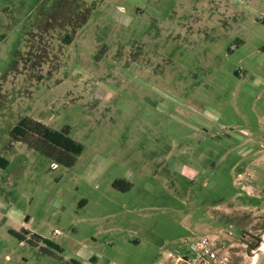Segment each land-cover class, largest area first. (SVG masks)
Segmentation results:
<instances>
[{
  "label": "rangeland",
  "instance_id": "1",
  "mask_svg": "<svg viewBox=\"0 0 264 264\" xmlns=\"http://www.w3.org/2000/svg\"><path fill=\"white\" fill-rule=\"evenodd\" d=\"M24 118L70 127L75 164L14 136ZM0 159V264H74L84 247L97 264H173L203 237L251 264L264 0H0ZM26 216L62 250L14 235Z\"/></svg>",
  "mask_w": 264,
  "mask_h": 264
},
{
  "label": "trees",
  "instance_id": "2",
  "mask_svg": "<svg viewBox=\"0 0 264 264\" xmlns=\"http://www.w3.org/2000/svg\"><path fill=\"white\" fill-rule=\"evenodd\" d=\"M33 133L40 138L39 143L30 142L32 145L42 148L48 153H60L61 159L65 160L68 166H72L76 162V155L83 152L84 146L78 143L70 136V127H66L63 130L52 129L45 123L24 118L14 129L13 135L19 139H24L28 134ZM115 186L122 190H127L130 188V183L125 181L115 182ZM12 233L22 241L25 239L33 243L43 242L48 247L61 251L62 248L56 242L40 237L37 234L31 233L28 229H23L22 232L12 230ZM29 236V237H28ZM260 244L257 243L253 248H257Z\"/></svg>",
  "mask_w": 264,
  "mask_h": 264
},
{
  "label": "built area",
  "instance_id": "3",
  "mask_svg": "<svg viewBox=\"0 0 264 264\" xmlns=\"http://www.w3.org/2000/svg\"><path fill=\"white\" fill-rule=\"evenodd\" d=\"M57 164L53 163V167ZM55 234H60L55 229ZM227 257L223 256L218 247L217 240L211 237H203L190 242L184 252L178 254L173 264H225Z\"/></svg>",
  "mask_w": 264,
  "mask_h": 264
},
{
  "label": "crops",
  "instance_id": "4",
  "mask_svg": "<svg viewBox=\"0 0 264 264\" xmlns=\"http://www.w3.org/2000/svg\"><path fill=\"white\" fill-rule=\"evenodd\" d=\"M1 160L2 159H0V161ZM5 161L6 160H2L1 162H3V164H5L4 163ZM80 204H81L82 207H85L87 205V201L86 200H82V202H80ZM24 218L26 220V221L24 220V222H23V220H19V221L17 220L18 222H13L15 224V227H17V230L18 231L20 230L22 232L23 229L25 228V229H28L31 233H34V234L39 235L40 237H43L41 234H38L34 230H31L30 228H27V226L25 225V223H27V221H29L28 220L29 219V216H26ZM56 229H58V228H56ZM53 234L55 236L62 235V233L55 234L54 232H53ZM43 238H45V237H43ZM140 241H141V239L139 237H136V236L127 239L128 246L129 245H131V246H137V245L140 244ZM57 244H59V243H57ZM110 244H111V242H110ZM60 247L62 248L61 245H60ZM94 253H95V250L92 249V248H89V247H84V248H81L79 250H76L75 251V256H77L79 258L74 262V264H97V262H96V260H97V258H96L97 257V254H94Z\"/></svg>",
  "mask_w": 264,
  "mask_h": 264
},
{
  "label": "bare ground",
  "instance_id": "5",
  "mask_svg": "<svg viewBox=\"0 0 264 264\" xmlns=\"http://www.w3.org/2000/svg\"><path fill=\"white\" fill-rule=\"evenodd\" d=\"M251 264H264V242L255 253L254 260Z\"/></svg>",
  "mask_w": 264,
  "mask_h": 264
}]
</instances>
